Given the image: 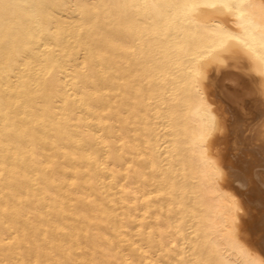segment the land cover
I'll list each match as a JSON object with an SVG mask.
<instances>
[{"label": "bare ground", "instance_id": "6f19581e", "mask_svg": "<svg viewBox=\"0 0 264 264\" xmlns=\"http://www.w3.org/2000/svg\"><path fill=\"white\" fill-rule=\"evenodd\" d=\"M235 2L0 0V264H264V0L251 36Z\"/></svg>", "mask_w": 264, "mask_h": 264}, {"label": "snow or ice", "instance_id": "6c2138e0", "mask_svg": "<svg viewBox=\"0 0 264 264\" xmlns=\"http://www.w3.org/2000/svg\"><path fill=\"white\" fill-rule=\"evenodd\" d=\"M243 3H244V0H236V2L232 5V7L235 9V11L237 13L236 19L241 22V27L244 29V31L249 36H251L252 26H251L249 21L244 20V12H243V8H242ZM213 6H215V5H213ZM220 6L224 9L229 8V4L227 2L222 3ZM184 7L186 9H192V8H195L196 5L194 3L193 4H185ZM260 47L262 49H264V38H262L260 41ZM262 60H264V57H262Z\"/></svg>", "mask_w": 264, "mask_h": 264}]
</instances>
